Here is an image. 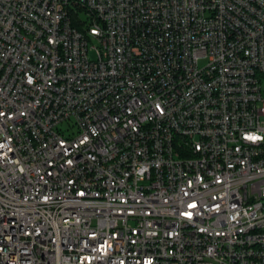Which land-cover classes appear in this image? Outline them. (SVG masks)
Returning <instances> with one entry per match:
<instances>
[{"label": "built area", "instance_id": "obj_1", "mask_svg": "<svg viewBox=\"0 0 264 264\" xmlns=\"http://www.w3.org/2000/svg\"><path fill=\"white\" fill-rule=\"evenodd\" d=\"M262 78L264 0H0V264H264Z\"/></svg>", "mask_w": 264, "mask_h": 264}, {"label": "rangeland", "instance_id": "obj_2", "mask_svg": "<svg viewBox=\"0 0 264 264\" xmlns=\"http://www.w3.org/2000/svg\"><path fill=\"white\" fill-rule=\"evenodd\" d=\"M261 83L264 84V79H261ZM264 95V92H263ZM59 130H61L63 133L71 132V127L68 126L67 123H62L58 126Z\"/></svg>", "mask_w": 264, "mask_h": 264}]
</instances>
